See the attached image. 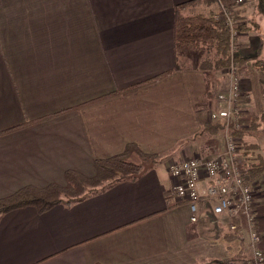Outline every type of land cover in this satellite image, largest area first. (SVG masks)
Segmentation results:
<instances>
[{
    "label": "crops",
    "instance_id": "1",
    "mask_svg": "<svg viewBox=\"0 0 264 264\" xmlns=\"http://www.w3.org/2000/svg\"><path fill=\"white\" fill-rule=\"evenodd\" d=\"M188 1L0 0V199L24 186L62 185L67 170L93 176L96 159L119 155L127 144L155 157L170 154L166 174L153 165L71 205L0 215V264L251 261L243 219L232 232L226 218L202 205L193 223L189 205L171 195L168 165L221 154L227 136L203 128L218 108L216 93L227 89L228 70L204 71L192 53L173 49L174 9ZM257 3L228 10L237 25L246 23L236 38L247 101L239 115L264 117V15ZM171 70L135 93L105 98ZM246 140L264 150V125ZM256 184L252 229L264 252V173Z\"/></svg>",
    "mask_w": 264,
    "mask_h": 264
},
{
    "label": "trees",
    "instance_id": "2",
    "mask_svg": "<svg viewBox=\"0 0 264 264\" xmlns=\"http://www.w3.org/2000/svg\"><path fill=\"white\" fill-rule=\"evenodd\" d=\"M239 0H190L179 4L174 9L173 24V49L175 55L180 53L200 54L203 52L214 53L215 61L201 60L199 68L204 71L227 69L234 67V74L239 76L242 71L243 61L239 58L236 46L231 51V44L236 42L231 38V32L227 26L215 16L222 13V8L230 9ZM244 1V0H240ZM204 5L211 7L216 5L218 10H209L207 14L187 15L185 11L189 7ZM257 12L264 15V0H258ZM237 24V20L232 19ZM246 23L234 27L236 31L243 32ZM237 45V43H236ZM178 67L175 66L174 70ZM166 71L148 80L127 88L116 91L114 95H128L142 88L153 85L166 78L172 71ZM245 95L241 96L238 104L247 103ZM104 99V98H101ZM98 99V100H101ZM96 100V101H98ZM250 116L249 119L247 117ZM246 116L245 113L237 115L236 125L239 128H231L230 135L239 143L237 149V161L242 173L251 183H257L264 173V150L257 144H251L246 140L250 132H257L264 125L263 116ZM239 118V119H238ZM33 124V123H31ZM30 123L25 124V126ZM221 124H207L203 132L214 135L223 131ZM148 159L154 164L155 156L143 154L134 144H127L124 151L106 159L94 161L95 174L85 176L75 171L67 170L64 174L65 183H51L44 187L24 186L14 193L0 199V215L22 208H34L38 214H43L57 205H71L80 202L89 196L111 186L123 179H133L134 174L142 170V165L137 159Z\"/></svg>",
    "mask_w": 264,
    "mask_h": 264
},
{
    "label": "built area",
    "instance_id": "3",
    "mask_svg": "<svg viewBox=\"0 0 264 264\" xmlns=\"http://www.w3.org/2000/svg\"><path fill=\"white\" fill-rule=\"evenodd\" d=\"M237 1L236 3H240ZM215 19H220L230 29L231 38L236 40L239 32L233 27L228 9L222 8V13ZM237 25V24H236ZM236 42L231 44V51H235ZM230 82L226 90L216 93L217 110L210 113L211 124H221L227 134L225 151L212 157H192L168 165V172L173 179L171 195L178 203L189 205L193 223L199 220V208L202 205L211 207L216 219L226 218L228 229L238 231L239 220L243 219L249 225L252 242V256L248 264H264V252L256 245L260 236L253 231L256 216L253 212L256 183H251L242 173L237 161L239 143L230 135L231 128H239L233 119L239 115L241 104L237 100L242 96L239 77L234 74V67L227 68ZM232 121V123H231Z\"/></svg>",
    "mask_w": 264,
    "mask_h": 264
},
{
    "label": "rangeland",
    "instance_id": "4",
    "mask_svg": "<svg viewBox=\"0 0 264 264\" xmlns=\"http://www.w3.org/2000/svg\"><path fill=\"white\" fill-rule=\"evenodd\" d=\"M215 9V7L211 6V7H206L204 5H199V6H196L192 9H189L186 13L188 15H192V14H207V12L209 10H213ZM263 14V13H262ZM216 20H220V19H216ZM237 26L236 24L234 25V27ZM233 27V28H234ZM230 30V29H229ZM195 56L197 58H199L200 60H206V59H210L212 62L215 61V56H214V53H206V52H203V53H200V54H192V58L195 59ZM220 70H226V69H220ZM250 133H255V132H250ZM222 146V144H221ZM224 146V145H223ZM261 146V145H260ZM262 147V146H261ZM170 159V154H161V156H157L155 159H154V164L152 162H150V160L148 159H144V158H141V159H137V163L141 164L142 167L143 166H147L149 164H153L156 166L157 169H153L152 170H159L161 172H163L164 174H166V169L163 168V165L165 163H167V160ZM159 168V169H158ZM151 169V168H150Z\"/></svg>",
    "mask_w": 264,
    "mask_h": 264
},
{
    "label": "water",
    "instance_id": "5",
    "mask_svg": "<svg viewBox=\"0 0 264 264\" xmlns=\"http://www.w3.org/2000/svg\"><path fill=\"white\" fill-rule=\"evenodd\" d=\"M152 166H153L152 163L149 164V165H147V166H143V167H142V170H141L138 174H134V175H132L133 178H139V177H141V176H142L147 170H149Z\"/></svg>",
    "mask_w": 264,
    "mask_h": 264
}]
</instances>
